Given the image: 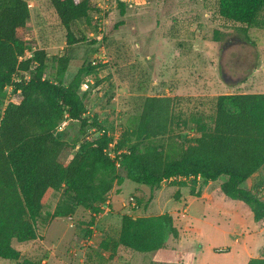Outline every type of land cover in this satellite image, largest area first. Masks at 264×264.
Segmentation results:
<instances>
[{
	"label": "rangeland",
	"instance_id": "374dc122",
	"mask_svg": "<svg viewBox=\"0 0 264 264\" xmlns=\"http://www.w3.org/2000/svg\"><path fill=\"white\" fill-rule=\"evenodd\" d=\"M25 1L30 10L26 38L34 43V49L46 52L43 77L55 81L58 58L67 47L66 32L49 0ZM89 1L93 12L72 26L75 36L86 40L69 48L70 65L62 81L67 86L83 71L77 97L83 103L82 117L89 124L80 128L75 121L64 119L56 128L70 156L82 143H94L103 130L111 137L108 152L113 155L121 133L139 115L147 96H213L222 94L217 83L223 86L239 81L245 82L228 88L264 90V30L249 28L243 34L238 30L242 26L218 15L217 0ZM121 3L125 4L123 12ZM101 7L106 11L102 26L95 20ZM89 66L92 72L84 73ZM257 69V75L251 77ZM15 78L27 79L28 74L19 72ZM5 93L0 96V118L7 103L19 101L12 90ZM181 137L186 143L194 134L185 131ZM116 173L123 181L113 185L112 200L116 196L117 201L108 212L105 204L94 213L66 204L62 191L47 192L35 224L36 241L13 242L20 260L28 258L40 264H192L195 256L196 264H242L240 248L245 246L254 256L257 248L264 246V231L258 230L249 208L218 196L221 200L215 197L214 204L196 202L189 214L199 220H192L191 231L179 222L181 237L179 231L177 238L168 233L164 248L149 254L118 248L111 256L98 245L105 239L113 245L123 215H162L174 209L175 196L185 187L182 182L194 191L205 185L201 180L177 178L163 182L156 191L134 184L126 188V172L118 164ZM225 180L220 177L211 188ZM242 187L258 193L264 201V167ZM60 205L64 211H72L65 219H54ZM0 264L15 262L0 259Z\"/></svg>",
	"mask_w": 264,
	"mask_h": 264
},
{
	"label": "trees",
	"instance_id": "16d2710c",
	"mask_svg": "<svg viewBox=\"0 0 264 264\" xmlns=\"http://www.w3.org/2000/svg\"><path fill=\"white\" fill-rule=\"evenodd\" d=\"M49 3L66 32L67 47L58 58L55 81L43 77L46 52L34 49L26 38L28 3L0 0V96L11 87L19 98L17 103H7L0 118V259L40 264L20 260L13 242L38 238L35 224L44 195L62 191L66 204L95 213L113 185L123 181L116 173L117 164L127 180L150 191L177 178L207 184L225 177L215 192L244 204L254 222L264 223V201L242 187L264 167V94L147 96L139 115L121 133L113 155L108 152L111 137L103 130L94 143H82L70 156L56 128L64 119L80 128L89 124L77 97L83 71L67 86L62 81L70 65L69 48L86 40L77 38L72 26L87 19L94 8L89 0ZM120 7L123 12L125 4ZM217 10L224 20L242 26L238 30L243 34L249 28L264 30V0H217ZM92 70L89 66L84 73ZM19 72L28 78L14 81ZM185 131L194 134L186 143L180 141ZM190 195L198 197L199 191L191 188ZM66 210L60 205L55 218L69 216L72 209ZM168 233L178 237L169 213L123 215L113 245L105 239L98 247L111 256L118 248L149 254L166 246ZM247 264H264V248Z\"/></svg>",
	"mask_w": 264,
	"mask_h": 264
},
{
	"label": "crops",
	"instance_id": "0c3cea01",
	"mask_svg": "<svg viewBox=\"0 0 264 264\" xmlns=\"http://www.w3.org/2000/svg\"><path fill=\"white\" fill-rule=\"evenodd\" d=\"M258 69L255 70V72L252 74L251 77L253 76H256L257 73H258ZM245 81L241 82H235L234 84L232 83H223V86L219 83H217L216 85H218L221 90H222V94H264V90H257V89H252L250 88V91H247L246 89H243V90H234V89H229L228 87L229 86H233V85H236V86H233V88H238L239 85H242ZM124 182L125 185L124 186H127L126 188L129 187L130 184H134V185H137V186H142V185H138V184H135L129 180H125ZM212 183L213 182H208L207 184H205L203 186V188H201L199 190V196H192L190 195V189L187 188V186L185 187H182V191L179 192V198L176 202V204H174V209L171 210V211H168L167 213H169L170 215H172V218H173V222H174V226L177 228L180 224L179 222H184L186 223V229H188L189 231L190 230V227H191V222L192 220H199V217L197 216H194L195 214L193 213L192 215H190L189 213L191 212V207L196 203V202H204V203H207V202H211L212 204L216 203L214 202V198L216 197L218 199V196H223L222 194H219V193H216L215 192V189H212ZM123 184H121L122 186ZM205 187V188H204ZM218 187V186H216ZM215 187V188H216ZM188 192V194H187ZM113 193V192H112ZM195 193H198V190L195 191ZM116 194V193H115ZM114 196V195H113ZM116 196L113 197V200H112V194L108 197L107 201L105 202L108 203V211H109V206L110 208L113 207L114 208V202L117 198H115ZM221 200V199H220ZM218 199V201H220ZM223 200H227L224 196H223ZM117 201V200H116ZM156 201V200H154ZM227 201H231V200H227ZM237 202V201H235ZM240 203V202H239ZM123 204V203H122ZM225 204V203H224ZM242 204V203H241ZM178 205V206H177ZM202 206V205H201ZM104 209H105V206H104ZM146 209V208H145ZM147 210H149V206L147 208ZM219 210L222 211V209L219 208ZM106 211V210H105ZM250 211V209H249ZM94 214V213H93ZM250 214H251V218L253 220V215L250 211ZM126 215H131V214H126ZM137 217H139L138 215H135ZM150 215L148 214L147 216H140V217H149ZM153 216V215H151ZM156 216V215H155ZM54 219H65V218H54ZM256 224L259 225L258 227V230L260 231H264V223H260V222H255ZM181 228H177V231H179V236L181 237ZM264 247V246H263ZM261 247L259 250L257 248V252H255V255L253 256L252 254H250L248 252V248H246L245 246H243L242 248H240V252L241 254L243 255L241 258L243 260L242 264H247V262L252 259V258H257L259 256V251H261V249L263 248ZM257 253V254H256ZM78 254V253H76ZM197 261L195 260V256H194V259H193V262L192 264H196Z\"/></svg>",
	"mask_w": 264,
	"mask_h": 264
},
{
	"label": "built area",
	"instance_id": "2783aa9c",
	"mask_svg": "<svg viewBox=\"0 0 264 264\" xmlns=\"http://www.w3.org/2000/svg\"><path fill=\"white\" fill-rule=\"evenodd\" d=\"M123 2H127V1L126 0H123ZM105 13H106L105 8L104 7H101L100 10H99V14L97 13L98 15H97V17H95V20H97V22L99 23L100 26H102L104 24V21H105ZM14 81H19V79L14 78ZM7 89L12 90L11 87H7L6 90ZM107 205H108V203L105 204V210H106V212H108V206ZM86 241H89V239L86 238Z\"/></svg>",
	"mask_w": 264,
	"mask_h": 264
}]
</instances>
